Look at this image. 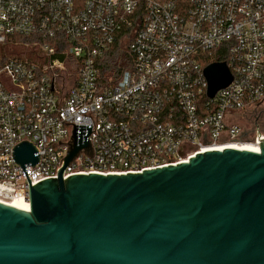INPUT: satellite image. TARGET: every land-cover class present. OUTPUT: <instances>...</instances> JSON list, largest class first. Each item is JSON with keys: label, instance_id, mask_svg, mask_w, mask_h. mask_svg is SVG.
<instances>
[{"label": "built area", "instance_id": "1", "mask_svg": "<svg viewBox=\"0 0 264 264\" xmlns=\"http://www.w3.org/2000/svg\"><path fill=\"white\" fill-rule=\"evenodd\" d=\"M122 32L131 66L104 82L96 65ZM218 52L232 80L208 97ZM261 118L264 0H0V200L29 205L28 186L57 178L73 144L87 145L63 178L141 172L207 145L259 148ZM21 142L34 164L15 161Z\"/></svg>", "mask_w": 264, "mask_h": 264}, {"label": "water", "instance_id": "2", "mask_svg": "<svg viewBox=\"0 0 264 264\" xmlns=\"http://www.w3.org/2000/svg\"><path fill=\"white\" fill-rule=\"evenodd\" d=\"M207 96L224 61L203 69ZM141 172L75 173L28 186L29 209L0 200V264H264V137ZM21 142L14 159L34 164Z\"/></svg>", "mask_w": 264, "mask_h": 264}, {"label": "trees", "instance_id": "3", "mask_svg": "<svg viewBox=\"0 0 264 264\" xmlns=\"http://www.w3.org/2000/svg\"><path fill=\"white\" fill-rule=\"evenodd\" d=\"M122 32L120 35H117L115 38V41L113 44L110 46L108 51L103 55V57L99 60L97 63V68L100 73V76L102 77V74L105 73H113L115 74L114 78L115 80L119 77V75L126 69H129L131 66V61H130V55H128V52L126 50V57L128 59L129 65L125 68L122 69L124 65V53L119 54L118 50L116 49L118 46V41L119 39L123 36ZM127 49V47H126ZM225 54L224 53H214L211 58H209V62L213 61H224L225 60Z\"/></svg>", "mask_w": 264, "mask_h": 264}, {"label": "rangeland", "instance_id": "4", "mask_svg": "<svg viewBox=\"0 0 264 264\" xmlns=\"http://www.w3.org/2000/svg\"><path fill=\"white\" fill-rule=\"evenodd\" d=\"M130 36L131 35H123L119 39L118 46L116 48L118 50L119 54L124 53V58H123L124 65H123L122 69L129 65V62H128V59H127L125 53H126L127 44L130 40ZM6 47L9 48L11 50V52L14 54L21 55V56L25 55V56H28L30 58H35L36 54H38L40 52L39 47L26 46L24 44H9ZM102 75H103L102 79L104 82H109L110 80H113L114 78H116L115 74H113L111 72L105 73ZM240 122L242 124H245L244 120H241ZM261 132H264V118H261Z\"/></svg>", "mask_w": 264, "mask_h": 264}, {"label": "bare ground", "instance_id": "5", "mask_svg": "<svg viewBox=\"0 0 264 264\" xmlns=\"http://www.w3.org/2000/svg\"><path fill=\"white\" fill-rule=\"evenodd\" d=\"M241 146H247V147H255L258 148L257 145H254L251 142L248 141H242V142H227V143H220V144H212V145H207L205 147L202 148V151H206V150H211V149H222L225 147H238L240 148ZM25 209H29V205L27 203V201L25 199H23V197L21 196H13L12 198H10L9 200L5 201V200H1Z\"/></svg>", "mask_w": 264, "mask_h": 264}]
</instances>
